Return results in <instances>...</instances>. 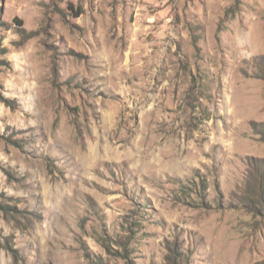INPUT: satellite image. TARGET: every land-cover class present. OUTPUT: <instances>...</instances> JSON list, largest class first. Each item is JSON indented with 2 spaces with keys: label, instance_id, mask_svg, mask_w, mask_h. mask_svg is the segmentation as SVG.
Instances as JSON below:
<instances>
[{
  "label": "rangeland",
  "instance_id": "rangeland-1",
  "mask_svg": "<svg viewBox=\"0 0 264 264\" xmlns=\"http://www.w3.org/2000/svg\"><path fill=\"white\" fill-rule=\"evenodd\" d=\"M0 41V264H264V0H0Z\"/></svg>",
  "mask_w": 264,
  "mask_h": 264
},
{
  "label": "trees",
  "instance_id": "trees-1",
  "mask_svg": "<svg viewBox=\"0 0 264 264\" xmlns=\"http://www.w3.org/2000/svg\"><path fill=\"white\" fill-rule=\"evenodd\" d=\"M82 10L81 8H78L76 11V16H79L81 14ZM22 37H27L28 35H24L21 33ZM1 44V41H0ZM257 70H258V76L264 78V55L258 57L257 59ZM261 138L264 140V123L261 126L260 129ZM264 163H261L258 165V168L261 170H264ZM246 193L249 197V199H246L248 204H254L257 205L260 209H264V205L262 201H264V171L252 172V178L250 180H247L246 183ZM171 257H170V263L169 264H179L177 263L178 257L176 256V252L171 251Z\"/></svg>",
  "mask_w": 264,
  "mask_h": 264
}]
</instances>
